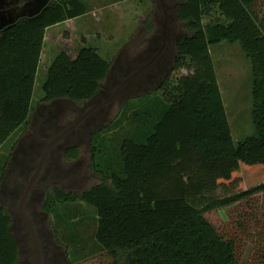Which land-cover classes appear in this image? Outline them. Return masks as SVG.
Segmentation results:
<instances>
[{"label": "trees", "instance_id": "16d2710c", "mask_svg": "<svg viewBox=\"0 0 264 264\" xmlns=\"http://www.w3.org/2000/svg\"><path fill=\"white\" fill-rule=\"evenodd\" d=\"M174 1L185 34L176 41L172 72L187 69L190 74L173 87L165 80L153 93H159V101L139 103L135 121L151 124L150 133L144 134V143L124 142L118 171L103 175L101 183L81 193L56 188L42 207L51 214L57 204L79 201L93 206L95 241L110 264H240L236 239H225L204 214L264 193V18L256 11L258 0ZM90 11L80 0H55L0 33V147L28 123L46 29ZM213 13L219 17L204 24ZM142 27L147 35L153 32L151 17H144ZM221 43H238L251 64L254 134L238 143L231 136L210 55V48ZM110 67L92 48L76 55L60 51L41 86L42 104L93 99ZM145 113L151 115L149 123ZM68 156L80 154L72 149ZM2 178L1 168L0 184ZM239 185L244 189L234 190ZM217 189L233 195L211 200L201 209L189 202ZM11 225L0 205V264H16L18 259Z\"/></svg>", "mask_w": 264, "mask_h": 264}, {"label": "rangeland", "instance_id": "374dc122", "mask_svg": "<svg viewBox=\"0 0 264 264\" xmlns=\"http://www.w3.org/2000/svg\"><path fill=\"white\" fill-rule=\"evenodd\" d=\"M80 1L91 10L89 15L79 18L69 26L61 23L50 27L45 33L47 36L50 34L54 36L57 33L58 36L55 35L57 37L54 36L47 43L45 52L43 51L44 55L40 59L35 77L30 115L31 113L35 114L42 104L41 86L45 81L47 68L50 67L60 51L68 49L72 55H76L82 48L98 47L97 54L112 67L116 62L120 63L124 59L134 58L138 48L147 43V39L144 38L142 21L144 17H151L156 6L154 0H127L126 6L129 7L127 12L106 10L111 0ZM256 11L260 18H264V0H258ZM106 16L109 17L110 22ZM218 17L219 13H213L204 19V24ZM84 22H87L88 34L81 26ZM181 25L176 24L177 30H180ZM59 38H62L64 44H61ZM210 55L231 136L233 142L238 143L254 134L251 118V64L238 43H221L213 46L210 48ZM188 74L190 72L187 69L171 71L167 79L171 84L170 87H173L180 77ZM154 92L156 89L141 92L139 96L128 98L118 111L115 109L100 134L94 136L97 144H94L96 150L93 161L90 159L91 143L85 141L84 144L77 147L80 154L77 173L70 177L72 179L70 184L66 183L63 187L59 183L58 186H62L64 191L70 193H81L101 183L103 175H107L115 169L118 171L120 152L124 142L131 139L137 143H144L146 139L144 134L150 133L148 130L151 124L139 126V122L135 121L138 116L133 114L137 113L138 108L140 109L141 104L145 101L160 100L159 93L153 95ZM140 102L141 104H139ZM134 104L136 107L130 108ZM156 107L159 109L160 105ZM160 110H162V106ZM143 118L145 123L151 121V115L148 113H145ZM23 127L24 125L0 147V169L9 147L18 138ZM70 167L72 168L67 165L66 168ZM241 189H244L242 185L234 188V190ZM232 195L233 193L229 191L217 189L214 193L206 194V196L191 198L189 202L201 209L211 200ZM204 216L225 239H236L240 264H264V258H261L264 254V193L246 198L230 207L207 212ZM48 222L64 254V264H110L111 259L106 256L95 241L97 213L93 206L79 201L74 204H57V211L48 215Z\"/></svg>", "mask_w": 264, "mask_h": 264}, {"label": "flooded vegetation", "instance_id": "af4514ba", "mask_svg": "<svg viewBox=\"0 0 264 264\" xmlns=\"http://www.w3.org/2000/svg\"><path fill=\"white\" fill-rule=\"evenodd\" d=\"M42 2L0 0V33L29 19L31 14L40 13ZM154 2V30L150 35L144 33L147 43L136 56L110 67L93 99L41 104L9 147L1 165L0 205L11 218V231L18 245L16 264H64V254L48 222L49 214L42 206L48 193L56 188L63 190L62 186L70 184V177L77 173L80 156L72 158L68 152L85 141L91 143L128 97L146 90L157 91L173 71L176 41L183 35L182 25L180 30L176 27L177 4L174 0Z\"/></svg>", "mask_w": 264, "mask_h": 264}, {"label": "crops", "instance_id": "0c3cea01", "mask_svg": "<svg viewBox=\"0 0 264 264\" xmlns=\"http://www.w3.org/2000/svg\"><path fill=\"white\" fill-rule=\"evenodd\" d=\"M126 3H127V0H125V1H122V2H117V1H115V0H111V1H109V4L107 5V9L106 10H108L109 12L110 11H115V12H117V11H123V12H127L128 11V9H129V7H127L126 6ZM87 15H89V13H87L86 15H83V16H81V17H84V16H87ZM81 17H78V18H76V19H72V20H69V21H66V22H64L63 24H65L66 26H69V24L71 23H73V22H75L76 20H78L79 18H81ZM106 18H107V20H109V17L108 16H106ZM109 22H110V20H109ZM82 27H84V31H85V33L86 34H88L89 32H88V25H87V22H84V24L83 25H81ZM49 29V28H48ZM48 29H46V31L48 30ZM46 31H45V33H46ZM59 34V33H58ZM55 35H57V33L55 34ZM54 35V36H55ZM52 34H50L49 36H47L46 34L44 35V41H43V49H42V53H41V58L43 57V51L45 52V46L47 45V43L49 42V41H51V39L54 37ZM58 36V35H57ZM57 36H55V37H57ZM88 42L90 41V40H87ZM93 49H95V50H97L98 49V47H96V48H93ZM80 50V49H79ZM78 50V51H79ZM78 53V52H77ZM48 69V68H47Z\"/></svg>", "mask_w": 264, "mask_h": 264}, {"label": "water", "instance_id": "95a60500", "mask_svg": "<svg viewBox=\"0 0 264 264\" xmlns=\"http://www.w3.org/2000/svg\"><path fill=\"white\" fill-rule=\"evenodd\" d=\"M53 0H43V2H42V4L40 5V7H39V9H40V13H41V11L47 6V5H49L51 2H52ZM39 13H33V14H31L30 16H29V18H32V17H34V16H36V15H38ZM108 76V75H107ZM128 98H131V97H128ZM127 98V99H128Z\"/></svg>", "mask_w": 264, "mask_h": 264}]
</instances>
